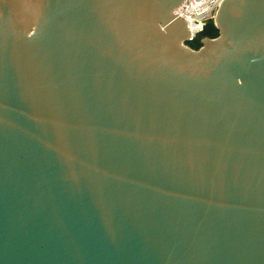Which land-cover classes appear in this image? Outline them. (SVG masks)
Masks as SVG:
<instances>
[{
  "label": "water",
  "instance_id": "95a60500",
  "mask_svg": "<svg viewBox=\"0 0 264 264\" xmlns=\"http://www.w3.org/2000/svg\"><path fill=\"white\" fill-rule=\"evenodd\" d=\"M182 2L0 0V264H264V0Z\"/></svg>",
  "mask_w": 264,
  "mask_h": 264
},
{
  "label": "built area",
  "instance_id": "2783aa9c",
  "mask_svg": "<svg viewBox=\"0 0 264 264\" xmlns=\"http://www.w3.org/2000/svg\"><path fill=\"white\" fill-rule=\"evenodd\" d=\"M225 0H183L176 14L183 18L190 32L189 42L193 41L203 31L206 22L215 17Z\"/></svg>",
  "mask_w": 264,
  "mask_h": 264
},
{
  "label": "trees",
  "instance_id": "16d2710c",
  "mask_svg": "<svg viewBox=\"0 0 264 264\" xmlns=\"http://www.w3.org/2000/svg\"><path fill=\"white\" fill-rule=\"evenodd\" d=\"M219 35V30L215 27L212 20L206 22L202 32L193 40L187 43L192 49H199L201 47V41L204 38H216Z\"/></svg>",
  "mask_w": 264,
  "mask_h": 264
}]
</instances>
